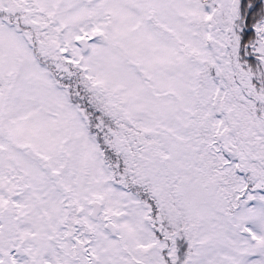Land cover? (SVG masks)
<instances>
[{"label": "snow or ice", "instance_id": "snow-or-ice-1", "mask_svg": "<svg viewBox=\"0 0 264 264\" xmlns=\"http://www.w3.org/2000/svg\"><path fill=\"white\" fill-rule=\"evenodd\" d=\"M0 264H264V0H0Z\"/></svg>", "mask_w": 264, "mask_h": 264}]
</instances>
